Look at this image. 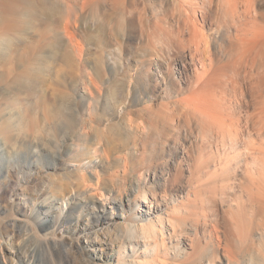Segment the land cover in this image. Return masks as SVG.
I'll return each instance as SVG.
<instances>
[{"label":"rangeland","instance_id":"obj_1","mask_svg":"<svg viewBox=\"0 0 264 264\" xmlns=\"http://www.w3.org/2000/svg\"><path fill=\"white\" fill-rule=\"evenodd\" d=\"M146 1V14L149 11L150 14H156L164 8L177 9L183 4L182 2L174 7L173 0H163V8H159L155 0ZM191 7L194 18L196 13L202 11L206 20L205 26L203 25L205 32L219 29L222 40H225L228 18L233 8L230 1L195 0ZM254 7L257 11L264 9V0L255 2ZM20 11L21 9L14 11L12 18L15 20L10 29L0 30L2 37L10 35L22 39L37 33L35 29L27 27L29 19L21 17L23 14ZM110 16L115 22L120 20L117 13ZM199 20L201 17L198 15L195 21L201 26ZM84 23L90 27L88 34L95 32V13L86 15ZM166 32L167 30L159 29L151 34L153 44L159 49L161 43L157 42L166 37ZM235 32L237 30L234 28L229 31L231 34ZM123 33H126V28ZM48 35L29 53L19 43L13 44L11 48L5 43L6 40L4 44H0V51L4 49L2 52L6 54L7 51L15 52L5 60L0 59V264L3 258L11 264H20L25 256L30 261L29 264L120 263L117 262L118 258L106 260L103 257L106 253H119L121 264H133L136 261L140 264H148L150 261L149 264H158L151 260L158 257L165 259L166 264H204L208 259H214V264H223L226 257L220 256L215 246L218 238L234 253L235 260L229 264H264V120H258L255 117L257 114H253L264 108V48L258 45L251 50L252 47L249 46L241 60L235 55L231 58L233 61L221 69L223 58L220 69L218 68L221 71L217 70L221 73H218L221 76L219 79H229L226 86H223L221 80L215 81V84H221L215 94L222 98V106L231 115V122L234 121L229 129V132H234L231 135L217 131V127L206 128V125L202 126L193 119H180L177 115L180 108L176 105L184 99V95L185 98L190 96L193 82L171 81L173 86L166 88L167 94L160 91V96L156 98L158 100L152 101L161 107L150 105V109L144 108L147 101L140 103L139 97L146 93L145 71L150 69L149 64L147 66L136 58L141 52L138 44L125 38L112 44L84 41L79 53H74L70 45L66 46V50H71L72 57L62 63L51 60L50 53L56 49V44L51 38L47 39ZM212 51H215L214 47ZM236 58L237 61L234 62ZM213 69L214 67L210 68L207 75ZM189 74L193 77L192 73ZM230 78L244 82V98L239 91V95L229 91L232 87ZM93 82L100 88L99 99L91 98L88 94V88L92 89ZM119 84L124 88L120 94ZM254 92H258L259 99ZM29 108L32 109L29 111ZM68 109L77 110L78 114H72L70 118L71 114L56 116L50 113L59 110L66 112ZM39 110L44 115L37 120V115H41L36 112ZM142 117L150 130L170 119L174 124H181L182 130H188L185 149L164 158L163 163L155 169V182L152 181L151 173L143 168L139 170L143 174L140 176L142 183L155 184L164 190L166 202L163 207L166 209L171 210L176 203L175 192L187 190L179 198L181 205L170 213L177 226L193 232L195 243L192 249H188V252L195 249L191 259L183 258L181 253L177 255V251L164 249L157 237L146 241L136 239L129 244L126 238L139 234L136 231H139L142 221L131 217L124 222L122 218H117L110 220L113 222L108 224L109 219L107 221L103 217L109 218L113 209L120 213V209L110 203L106 208L98 207L93 211L88 208L89 201L77 191L83 185L78 182L70 164L72 159L82 158L77 156V152L82 153L83 146L97 145L99 141V144L104 145L110 158L103 157L101 160L105 176L118 169L114 161L118 156L127 157L129 164H133L130 161L134 162L136 158L138 161L132 150L139 147V142L131 124L136 123L135 119L137 122L142 120ZM31 118L33 122L28 123ZM20 124L25 129L18 127ZM232 125H237L238 129L232 128ZM182 140L181 138L180 142ZM77 144L79 151H76ZM136 168L139 166L136 165ZM66 184L72 186L68 190V196L61 198V192L64 191V187H61ZM110 191L105 187L104 196H110ZM12 193L18 197L14 202L10 201ZM70 195L76 198L72 199ZM61 202L68 204L63 205L61 210L56 209ZM126 208L124 204L123 209ZM204 217L210 223L206 224ZM76 223H82L86 230L75 234L73 227ZM212 224L216 226L219 237ZM168 233L164 231V244L167 247L176 239L175 236L168 238ZM185 238L183 235L180 240L184 242L187 240ZM91 244L99 248L95 251L102 258H93L92 251L84 249L85 246L92 247ZM186 246L188 247L187 244ZM132 248H137V251L132 253Z\"/></svg>","mask_w":264,"mask_h":264},{"label":"bare ground","instance_id":"obj_2","mask_svg":"<svg viewBox=\"0 0 264 264\" xmlns=\"http://www.w3.org/2000/svg\"><path fill=\"white\" fill-rule=\"evenodd\" d=\"M162 1L163 0H155V2H158V5L160 6L159 8H163V6L161 5ZM228 1L231 2L233 8H231V14L228 18L229 24L225 32V40H222V35L220 36L218 32L220 31L219 29L214 28V32L212 31L209 33L204 31L203 25L205 24L206 20L203 16L202 11H199L200 13L198 14L196 13L197 19L198 15L201 17V20H199L201 26L196 23V16L194 18L192 14L193 10L191 7L195 0H180L179 3L178 0H173L174 7H178L183 2L182 6L173 10L169 8H164L161 9L160 12H156V14H150V11L148 14H146V10H148V3L146 0H0V30L7 28L10 29L9 27H12V23L15 20H13L14 16H12L14 15V11H19L21 9L20 12H22L23 16H21L20 13L18 14L21 17H24V19H29L28 21L30 22V25L28 24L27 27L30 26V29H35L37 31L36 34L22 39L10 35L7 37H2L0 35V44H4L3 42L6 40L5 43H7V46L11 48L13 44L19 43L25 49H27L26 52L29 53L28 51H32L33 48L38 46V43L41 39L46 36V34L48 35L52 33L51 35L47 36V39L51 38L52 41H54V43L56 44V49L52 51L53 53H50L51 60H58L62 63H66L72 57L71 50H66V46L70 45L74 53H79L81 51L80 47L82 45V42L84 41H91L102 44H112L113 42H118V39L125 38L126 40L132 41L140 46L141 52L137 54L136 58L141 59L140 62L146 63L147 66L149 64L148 69L151 70L145 71L147 72L146 93H144L145 95L143 97H139L140 103H142L143 101H147V104L143 103L144 105H146L143 106L144 108L150 109V105H156L157 107H161L157 102L154 103L152 101L158 100L156 98L160 96V91L162 93L165 92V94H167L168 89L166 88H170L173 86L171 81H174V83L179 81L184 83L185 80L187 81V83L193 82V91H191L192 93L190 92V96L187 95V98H185L186 96L182 95L184 99H182L181 97L179 98L182 100L181 102H179V105H176V107L178 106L180 108V110H178L180 112L177 115L180 117V119H193L196 121V123H199L202 126L206 125V128L207 126H209V128L211 129L212 127H217L220 129H218L217 131H224L225 134L226 132H228L232 135V133L234 132H229V129L231 123H233L234 121L231 122V115L229 116L228 113L225 111L226 108L222 106V103L220 101L222 98L220 99L218 95L215 94V90H217L218 87L220 88L221 85L217 83L215 84V81L218 82L219 80H221L219 79V77H221L219 76V74H221L219 73L221 71H219V69H222L225 64L233 61V59L231 60V58H234L235 55L241 60V58L244 57L246 51L249 50V46L252 47L251 50L254 46L258 45L259 47L264 48V9H258L257 11V8L254 7L255 2H257L258 0ZM238 5H242V7H238ZM93 12L97 17L96 28L95 32L88 34L87 32L90 27L85 26L84 19L86 15ZM112 13L119 14L120 20H117V22H115L112 19V16H110ZM125 28L126 33H123ZM233 28L236 29L237 32L233 34L229 33V31ZM159 29H163L165 31L167 30L166 37H164L163 40L157 42L161 43L160 46L157 45L158 47H160V49L153 44L151 38V34ZM184 33L186 34V36H184ZM213 47L215 48V51L211 52V49ZM185 49L186 51H184ZM2 51H0V59L2 60H5L9 54L15 53L14 51H11L10 53L7 51L6 54ZM254 51L255 48L253 52ZM234 52L236 54H234ZM223 58L225 59L222 65L220 66L221 60ZM237 58L234 62L237 61ZM144 63L142 64L145 65ZM213 67V71L209 75H207V71L210 68L212 69ZM173 69L176 70L173 71ZM189 73H192L193 77L190 76ZM235 76L237 75H234V77ZM242 77L244 79L246 78L245 76ZM232 79L230 84V87H232L229 89V91L237 95H239V91V93L244 98L246 96L244 94L245 86L243 88L244 82L240 80L237 81V78H235L236 80ZM223 80H221V83L224 84L223 86H226L228 84H226V81L229 82V79H227L226 81L224 80L225 83H223ZM92 84V89L86 87L90 90L88 91V94L91 98L99 99L101 96L100 88L96 86L94 82ZM118 86L119 93L118 91L117 93H123L122 89L124 88H122V84H119ZM222 90L225 89L222 88ZM222 93L224 94L225 91ZM256 93L254 92V94H256L257 96L258 92ZM258 99L256 98L255 101ZM115 100L118 99L116 98ZM18 102H20V100ZM114 102L119 103L116 101ZM161 105H164V103ZM30 109L32 108H29V111ZM74 109H72L73 111L68 109L66 112L64 110H59L58 112L53 111L50 113L56 116L61 114H71V118L72 114H78V111ZM36 112L41 113L40 110ZM253 114H257L258 117H255L258 120H264V108H261V110L259 111L256 110ZM43 115L44 113H41V115H37V120L39 119L38 117ZM140 120L141 119H139V121L137 122V119H135L134 121L136 123H133V125L131 124V127L135 131L137 135V140L139 142V147H134V150H132L134 156L138 157V161L137 158L134 162L130 161L133 164L128 163L127 157L118 156L114 159V161L117 163L118 167H116L118 169L116 171L114 170L111 175L105 176L104 170L102 168L104 166V163L101 160L103 159V157H105V159L109 157L107 156L108 154L106 152L108 151H105L106 148L104 147V145L99 144L100 141L98 142L100 146L98 144H92L90 147L83 146V152H77V156L82 158L77 159L75 157L76 159H72V164H70L72 165V172H74L78 177V182L81 183L80 185H83L82 188L77 191L81 192L84 195V198L89 201L90 205L88 206V208H91L93 211H95L98 207L106 208L110 203H114L115 208L120 209V213L114 212L115 210L113 209L111 210V216L109 218L103 217L104 220L109 219L108 224L113 222L110 220L117 218H122L124 222H126V220L131 217L142 221L139 224V231H136L139 234L131 236L132 238H129L130 236L126 238V241H128L129 244H131L132 241L136 239V241H138V239L146 241L157 237L160 240L159 244L163 245L164 249L167 248L170 250L177 251V255L181 253L182 256H184L183 258L191 259V256L195 254V249L192 252H188V249H192L195 243V239L192 236L193 232L187 229V231L182 230L181 227L177 226L174 221L173 215L170 213L171 211L173 212L174 209H178V207L181 205V199L179 198L182 197L183 193H187V190L175 192L174 200L176 201V203L172 205L171 210L166 209L165 207H163L164 202H166L164 190L161 187H156L155 184L148 185L146 182L142 183L140 181V176H142L143 174L142 170H139L140 168H143L144 171L151 173L153 177L152 181L155 182V169L163 163L164 158L170 156L173 152H181V150L185 149L184 146L186 145V139L188 138V130H182V125L172 123L171 119V122L166 121V123L164 122L160 126L155 125L153 126L152 130H150L148 125H145L144 118L141 121ZM28 121V123L33 122L32 118ZM19 126L21 127V124L18 125V127ZM236 126L237 125H232V128ZM239 127L241 126L239 125ZM21 128L23 129L24 126ZM234 129L238 128L236 127ZM222 132H220L221 135ZM228 133L227 135L229 137ZM181 138L183 140L180 142ZM76 146V151H79L78 144ZM36 160H39V158H36ZM108 160L107 162L109 163L110 160ZM136 165L139 166V168H136ZM71 186L69 184H66L61 187H64L62 189L64 190L63 193L59 191L61 192V198H64L63 196L65 195L68 196L67 193ZM105 187L108 190H111L110 196H104L103 189ZM128 190H130L131 192H129ZM11 196V202H14L16 198H18L14 193H12ZM69 197L72 199L76 198L72 195H70ZM67 204L68 202H61L60 204H57L58 207H56V209L59 208V210H61L63 208V205L67 206ZM124 204L127 207L125 210L123 209ZM60 215L61 213H59V219L61 217ZM203 219L205 223H210L208 220H205V217ZM81 224L82 223L74 224L73 232L75 234L76 232L86 230V227H83ZM212 225L217 233L216 226L214 224ZM164 231L169 232L168 238H170L171 236H175L176 238L174 239L175 242L169 247L164 244ZM183 235L184 237H186L185 239L188 240L184 241L187 242L185 244L180 240ZM217 235L218 233L216 234V236ZM186 244L188 245V247L186 246ZM90 246L92 247L88 248V246H85L84 249L87 251L91 250V256H93V258H102L101 254L98 255L95 251L99 248L93 247V244H91ZM215 246L216 250L219 251L217 253H219L220 256L226 257V260L223 264H229L230 262H233L235 260L233 251L225 247L221 243V240L219 238L217 239V243ZM131 251L132 253H135L137 251V248H132ZM103 257L108 261H112L118 258L117 262H120L119 264L122 263L121 259L119 258V253H106ZM151 260L158 264H166L164 262L165 259L161 257H158L156 259L151 258ZM29 262L30 261L25 256L24 260L21 261L20 264H29ZM214 263V259H208L207 262L204 264ZM1 264L11 263H9L3 258V262H1ZM133 264L140 263L139 261H136V263Z\"/></svg>","mask_w":264,"mask_h":264}]
</instances>
